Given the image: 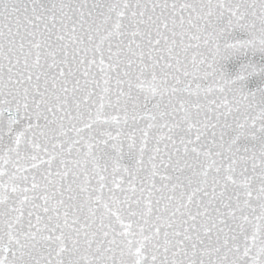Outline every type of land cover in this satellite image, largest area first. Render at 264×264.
<instances>
[{
	"label": "snow or ice",
	"instance_id": "1",
	"mask_svg": "<svg viewBox=\"0 0 264 264\" xmlns=\"http://www.w3.org/2000/svg\"><path fill=\"white\" fill-rule=\"evenodd\" d=\"M0 264H264V0H0Z\"/></svg>",
	"mask_w": 264,
	"mask_h": 264
},
{
	"label": "water",
	"instance_id": "2",
	"mask_svg": "<svg viewBox=\"0 0 264 264\" xmlns=\"http://www.w3.org/2000/svg\"><path fill=\"white\" fill-rule=\"evenodd\" d=\"M256 59H257L258 61H260V60H261V58H260V57H257Z\"/></svg>",
	"mask_w": 264,
	"mask_h": 264
}]
</instances>
